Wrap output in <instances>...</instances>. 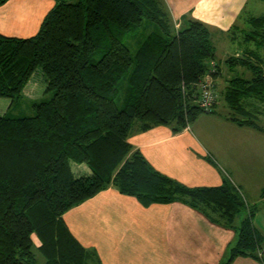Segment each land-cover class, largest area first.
<instances>
[{"label":"trees","instance_id":"1","mask_svg":"<svg viewBox=\"0 0 264 264\" xmlns=\"http://www.w3.org/2000/svg\"><path fill=\"white\" fill-rule=\"evenodd\" d=\"M173 24L157 0H59L34 35L0 33V97L10 99L0 115V264L92 263L95 253L69 233L62 215L108 185L143 205L180 201L236 226L223 264L258 258L255 208L229 179L189 187L157 171L128 138L136 128L172 125L176 132L192 123L205 111L196 83L212 62L214 78L221 64L229 71L217 90L226 117L264 133V15L236 26L234 39L244 31L238 49L223 60L207 24L192 17ZM134 38L132 52L126 40ZM37 68L52 95L32 102L31 115L9 113ZM70 161L91 174L75 177Z\"/></svg>","mask_w":264,"mask_h":264},{"label":"crops","instance_id":"2","mask_svg":"<svg viewBox=\"0 0 264 264\" xmlns=\"http://www.w3.org/2000/svg\"><path fill=\"white\" fill-rule=\"evenodd\" d=\"M57 1L6 0L0 4V33L18 38L34 35ZM157 1L177 27L190 17L207 24L213 31L220 60L229 54L221 50L225 42L239 45L232 31L238 29L242 17L246 20L260 16L255 8L264 3V0ZM226 70L221 64L215 78L216 91L224 86ZM38 88L36 81L29 79L21 96L35 97ZM9 104L10 99L5 106ZM3 106L0 103V115L7 112L8 106L5 112ZM216 106L215 111L201 112L192 123L176 132L172 125L136 128L128 141L157 171L189 187L216 186L224 177L229 179L246 205L255 208L251 219L259 240L257 253L260 252L258 258L236 256L229 264H264V194L261 195L264 133L237 125ZM69 166L75 177L91 174L84 163L70 161ZM62 221L83 248L95 253L90 264H223L228 247L237 238L236 226L217 224L183 202L143 205L113 185L67 210Z\"/></svg>","mask_w":264,"mask_h":264},{"label":"rangeland","instance_id":"3","mask_svg":"<svg viewBox=\"0 0 264 264\" xmlns=\"http://www.w3.org/2000/svg\"><path fill=\"white\" fill-rule=\"evenodd\" d=\"M255 9H256V12H255L256 15H264V3L260 6L259 9L258 8H255ZM244 17L245 16H243L242 19L239 21V23H240L239 25H240V28H244L245 29V27H246V20H244ZM173 25H175V24H173ZM151 28H153L152 25L148 28L147 31L144 30L143 32L146 33ZM243 32L244 31L241 32V30L240 31H237L236 37H237L238 40H236V41H239L241 39V35H242ZM145 33H143L142 35H144ZM140 39H142V37ZM126 41L128 43V46L130 47L131 51L133 52L135 50V46H136V43H137L138 40L134 38V39L126 40ZM218 49H220V48H217V50ZM237 49H238L237 43H233V44L231 43V44L227 45L226 42H225L224 46L221 48V50L224 53H229L228 55H230L231 53H234V51L237 50ZM263 56H264V52H263ZM228 74H229V71L226 70L225 71V76H227ZM246 74L249 75L248 73H246ZM215 78H216V76H215ZM215 78L213 77L214 81H215ZM32 81H36L37 86L39 87L38 88V91L39 92L34 95L35 97L29 96V95L21 96L18 99L17 104L10 109L9 113H11L13 115H17V114L18 115H31L33 113V109H32V102L33 101L40 100L42 98H46L47 99V98H49L52 95L51 92L44 93V90H45V87H46V78H45V76H44V74H43V72H42V70L40 68H37L35 70V72L32 74V76L30 78V82H32ZM5 102H8L9 103V98L0 97V103H2L4 105L2 108L5 107V109H3V112L6 111V108L8 106V105L5 106ZM216 102H217L216 109L219 112H222V113H227L228 112V109H227V107L225 105V102L222 99V95H218L217 96ZM262 107L264 109V105ZM211 109H214V107H212ZM210 110H208V112ZM262 117H264V115H262ZM261 120L264 121L263 118H261ZM262 206H263L262 209H264V202L262 203ZM240 217H242V215H240ZM34 240H35L34 241L35 244L38 245L39 244V241L36 238V236L34 237ZM34 253H35V258H36L37 262L42 263L43 260H44L42 254L40 252H38L36 250V248H34Z\"/></svg>","mask_w":264,"mask_h":264},{"label":"built area","instance_id":"4","mask_svg":"<svg viewBox=\"0 0 264 264\" xmlns=\"http://www.w3.org/2000/svg\"><path fill=\"white\" fill-rule=\"evenodd\" d=\"M177 27V25L175 24ZM215 65L212 62L210 71H208L202 78L196 83V88L198 91L197 102L205 110H210L214 107L217 100V92L215 90V83L211 72H214ZM260 255V252L257 253Z\"/></svg>","mask_w":264,"mask_h":264},{"label":"water","instance_id":"5","mask_svg":"<svg viewBox=\"0 0 264 264\" xmlns=\"http://www.w3.org/2000/svg\"><path fill=\"white\" fill-rule=\"evenodd\" d=\"M205 112H208L207 110H205Z\"/></svg>","mask_w":264,"mask_h":264}]
</instances>
